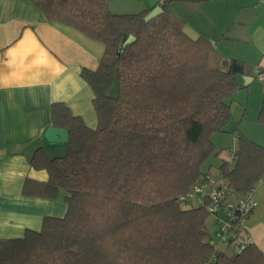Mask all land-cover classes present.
Segmentation results:
<instances>
[{"label":"trees","instance_id":"1","mask_svg":"<svg viewBox=\"0 0 264 264\" xmlns=\"http://www.w3.org/2000/svg\"><path fill=\"white\" fill-rule=\"evenodd\" d=\"M28 1L48 21L105 45L98 67L82 72L95 94L98 124L91 128L64 103L53 104V126L69 135L66 153L49 157L39 148L31 165L48 173L38 194L55 199L65 191L68 211L45 217L40 230L23 237L0 238V264H264L254 242L241 252L215 249L209 198L181 200L214 175L204 165L220 153L212 136L228 132V100L244 77L264 73L222 57L204 37H190L169 7L206 0L158 3L163 13L148 21L153 8L116 13L109 0ZM234 131L233 161L224 160L215 175L248 195L264 179V146L238 125ZM235 232L231 242L241 231Z\"/></svg>","mask_w":264,"mask_h":264},{"label":"crops","instance_id":"2","mask_svg":"<svg viewBox=\"0 0 264 264\" xmlns=\"http://www.w3.org/2000/svg\"><path fill=\"white\" fill-rule=\"evenodd\" d=\"M165 1L134 0L132 4L143 11ZM116 4L109 0L112 11L123 13L114 10ZM187 4V14L175 13L184 20V31L190 37L208 39L222 57L243 60L255 66V72L264 69V0ZM104 53L102 42L66 23L48 21L32 2L0 0V238L23 237L28 229L40 230L45 217L66 215L67 193L61 191L55 199L40 196V184L48 173L32 168L31 160L39 148L54 157L50 152H60L58 146L65 145L50 143L45 136L53 126L54 103H64L87 126L97 127L95 94L82 72L96 69ZM116 89L114 86V93ZM228 102L232 120L238 119L234 129L238 125L241 132L264 146V124L259 121L264 81L259 76L244 77L243 88ZM247 129L254 130L249 133ZM221 134L213 135V141L222 143ZM234 135L230 157L217 151L219 165L233 161L237 133ZM219 165L210 164L209 169ZM254 196L258 207L248 217L245 233L264 251V237L249 231L250 224L264 225V179L255 187ZM220 214L224 216V211ZM214 218L217 231L218 216Z\"/></svg>","mask_w":264,"mask_h":264},{"label":"built area","instance_id":"3","mask_svg":"<svg viewBox=\"0 0 264 264\" xmlns=\"http://www.w3.org/2000/svg\"><path fill=\"white\" fill-rule=\"evenodd\" d=\"M259 78L264 81V73H259ZM206 198L210 201V212L218 216V228L211 241L216 250L231 246L234 251L241 252L253 243L252 238L246 236L245 230L248 227V217L258 207L254 191L248 195H238L226 184L221 175H208L181 200H192L196 204H203ZM222 211L224 216L220 214ZM236 228L241 232L237 240L231 242V238L238 235L235 232Z\"/></svg>","mask_w":264,"mask_h":264},{"label":"rangeland","instance_id":"4","mask_svg":"<svg viewBox=\"0 0 264 264\" xmlns=\"http://www.w3.org/2000/svg\"><path fill=\"white\" fill-rule=\"evenodd\" d=\"M118 4H116L115 5V8H114V10H119V11H123V13H138V12H141V9H139V7L136 5H134V4H132V3H134V0H115ZM169 1V0H168ZM186 5H188L186 2H178V1H172V2H169V7H170V9L172 10V12L176 15V13H175V10H176V12H178V14H187V6ZM178 10V11H177ZM179 17V16H178ZM182 19V18H181ZM117 93V89H116V91H115V94ZM233 117V116H232ZM236 121H238V119H234V120H232L227 126H226V129H227V131H229V132H226V133H223V134H221L222 135V143H217V142H214V144H215V147H216V151H222V155H227V157H230V155H229V153H230V151L234 148V146H235V143H234V134H235V129H234V127H235V122ZM248 130V132L249 133H252L253 132V130L254 129H247ZM217 134V133H216ZM215 135V134H214ZM213 137L214 136H212V140H213ZM61 147V148H60ZM224 148V149H223ZM57 149H61V151L60 152H56V151H58V150H55V149H53L51 152H50V154L52 155V156H55L54 154H65L66 153V146L65 145H62V146H58V148ZM60 156H62V155H60ZM220 162L221 161H219L217 158H216V156H215V154H213L210 158H209V160H208V162L204 165V170L205 171H207V170H209V167H210V164H212V165H214V167H217L219 164H220ZM213 167V169H211V171H212V174H218V172H217V168H214ZM194 205H196V204H194ZM184 206L185 207H188V206H190V204L189 203H185L184 204ZM249 224V223H248ZM209 229H210V231H211V233H213V236H214V234H215V229H216V225H215V218H214V216H211L210 218H209ZM250 232H251V234H254V235H256V236H258V237H264V225H262V226H255V225H252V224H250ZM248 228V227H247ZM249 232V233H250ZM262 246H264L263 245V243H262Z\"/></svg>","mask_w":264,"mask_h":264},{"label":"water","instance_id":"5","mask_svg":"<svg viewBox=\"0 0 264 264\" xmlns=\"http://www.w3.org/2000/svg\"><path fill=\"white\" fill-rule=\"evenodd\" d=\"M162 13H163L162 8L160 6H156L148 14V16L146 17V20L148 21L150 19H153L161 15ZM133 40H134L133 36L129 37L128 40L125 42V45L129 44ZM45 136L47 140L53 144H66L69 140V135H68L67 130L59 128V127H55V126L49 127L45 133Z\"/></svg>","mask_w":264,"mask_h":264}]
</instances>
